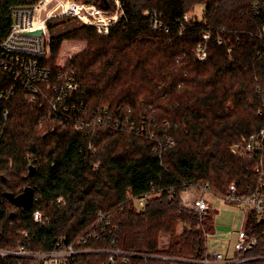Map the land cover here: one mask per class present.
<instances>
[{"label":"trees","instance_id":"trees-1","mask_svg":"<svg viewBox=\"0 0 264 264\" xmlns=\"http://www.w3.org/2000/svg\"><path fill=\"white\" fill-rule=\"evenodd\" d=\"M38 1L0 0V43L11 9ZM73 1L114 11L111 0ZM197 5L201 19L187 17ZM121 7L109 32L86 39L88 50L66 68L76 90L65 98V116L27 103L20 89L0 102V249L71 247L79 253L69 264H109L110 257L171 264L149 256L189 264L207 255L217 211L185 207L186 189L206 186L220 199L231 184L243 199L260 191L264 0H121ZM49 40L45 66L55 76L53 59L67 37ZM3 81L1 90L12 85ZM26 189L33 193L27 210L6 197ZM179 223L184 231L159 249V236L175 234ZM242 229L257 245L237 258L263 256L264 220L249 211ZM0 264L41 263L6 257Z\"/></svg>","mask_w":264,"mask_h":264},{"label":"built area","instance_id":"built-area-1","mask_svg":"<svg viewBox=\"0 0 264 264\" xmlns=\"http://www.w3.org/2000/svg\"><path fill=\"white\" fill-rule=\"evenodd\" d=\"M114 5L113 13L109 14L99 10L94 4H84L73 0H40L30 6L14 7L10 11V29L7 36L0 43V83L3 77L12 78V85L7 89H0V102L8 103L13 98L16 90L24 92V99L29 104L44 103L53 113L65 116L68 106L65 98L70 91L76 90L71 78L68 77L66 67H56L58 73L53 76L52 71L45 65L50 59L49 25L56 21L72 20L84 27H90L97 35H106L117 23L122 15L121 0H111ZM42 31L41 36H32L31 33ZM207 37L204 36V39ZM200 61L205 59V54L198 49ZM52 78L55 83L52 84ZM7 111L3 112L6 120ZM86 123L75 124V129H83ZM169 144H172L171 142ZM247 150H250L248 145ZM195 191L198 196L192 200L182 196V202H188L187 208L200 215L213 209L206 201L205 194H210L208 188L186 189L184 194ZM220 199V198H219ZM146 197L138 201L142 206ZM222 202L234 205H243L247 212L255 213L259 220H264V182L260 183V191L249 198L235 196L233 184L228 187L226 197L220 199ZM215 210V209H214ZM35 221L39 220L38 213L33 216ZM100 218V217H99ZM264 240V235H263ZM257 245L255 237H249L243 229L237 231V241L234 246V254L223 258L219 254L207 255L200 261L189 262V264H246L253 261L264 262V255L254 258H237L238 254L252 250ZM79 252L71 247L63 248L50 253H30L23 248L17 250L0 249V258H26L40 262L41 264H69ZM111 255H121L113 251ZM135 256V255H132ZM151 259L179 263L181 260L163 256H149ZM185 262V261H183ZM109 264H113V258H109Z\"/></svg>","mask_w":264,"mask_h":264},{"label":"rangeland","instance_id":"rangeland-1","mask_svg":"<svg viewBox=\"0 0 264 264\" xmlns=\"http://www.w3.org/2000/svg\"><path fill=\"white\" fill-rule=\"evenodd\" d=\"M203 11H204V6L197 5L194 8L193 12L190 11L187 14V17L196 18L199 20L202 17ZM83 28L84 26L72 20L56 21L51 24L50 29L48 30L50 38L51 37H62V38L67 37V40L62 42L60 49L58 50V53L53 59V65L55 67L64 66L68 68L69 64L75 58L84 54L88 50L89 42L86 39H90V38H94L98 36L97 34H95L94 31L89 32V33L85 32L84 30H82ZM37 130L40 132L42 128H38ZM186 195L183 194L184 198L186 197ZM205 197H206L207 202L218 204L216 206V210L219 216H218V219H216V224H219V226L216 228V231H218L219 234L224 235V234L229 233L231 230H233L232 227H234L233 225H235V222H233L234 216L238 215V217H240L241 215L244 214V211L246 208L243 205H234V204L224 203L219 198L213 195L205 194ZM183 205L187 207L188 202H183ZM184 229H185V226L179 223L175 234H166V235L161 234L158 238V243H159L158 248L161 250L166 249L168 246V243L175 236L180 235L184 231ZM234 229L235 231L231 235V239L227 245L228 246L227 248H225L226 244L223 248H221L219 246H213V245L211 246L210 244L206 243L207 252L215 254V255L216 254L224 255L227 249L228 251L226 252V255H227L226 257L233 256L234 246L237 241L238 226L236 225ZM222 239H225V237L222 236Z\"/></svg>","mask_w":264,"mask_h":264},{"label":"crops","instance_id":"crops-1","mask_svg":"<svg viewBox=\"0 0 264 264\" xmlns=\"http://www.w3.org/2000/svg\"><path fill=\"white\" fill-rule=\"evenodd\" d=\"M186 195V194H185ZM198 196V193L197 192H195V191H190V192H188L187 193V195H186V197H187V199H190V200H192V199H194V198H196ZM208 204L212 207L213 206V209H215L216 210V206L218 205L217 203L216 204H213V203H210V202H208ZM217 211V210H216ZM218 216H219V214H218V212H217V214H216V216H215V218H214V221H215V223H214V226H213V232H212V234H210V235H208L207 236V238H206V243H208V244H210L211 246L213 245V246H219V247H221V248H223L224 246H225V244H226V246H225V248H227L228 246V243H229V241H230V239H231V235L233 234V232L235 231V226L237 225L238 226V230L239 229H241L242 227H243V223H244V219H245V215L243 214V215H241L240 217H238V215H235L234 216V220H233V222H235V225H233L234 227H232V229L233 230H231L229 233H227V234H224V235H221V234H219L218 233V231H216V228L219 226V224H216V219H218ZM237 217H238V219H237ZM237 230V231H238ZM222 236H224L225 237V239H222ZM228 250L226 249V252H227ZM226 252L224 253V255H222V254H220V255H222V257H225V258H227L226 256ZM208 254H210V255H214V254H212V253H209V252H207Z\"/></svg>","mask_w":264,"mask_h":264},{"label":"water","instance_id":"water-1","mask_svg":"<svg viewBox=\"0 0 264 264\" xmlns=\"http://www.w3.org/2000/svg\"><path fill=\"white\" fill-rule=\"evenodd\" d=\"M32 36H41L42 31H36L31 33ZM33 169L30 168V176L32 175ZM6 197L9 199V201L15 206V207H21L25 210L29 209L32 205L33 201V193L31 190L26 189L23 194L20 196L14 198L11 195H6Z\"/></svg>","mask_w":264,"mask_h":264}]
</instances>
